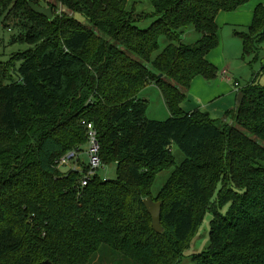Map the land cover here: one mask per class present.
<instances>
[{
	"label": "trees",
	"instance_id": "16d2710c",
	"mask_svg": "<svg viewBox=\"0 0 264 264\" xmlns=\"http://www.w3.org/2000/svg\"><path fill=\"white\" fill-rule=\"evenodd\" d=\"M40 1L15 5L34 21L21 37L35 48L0 86V264H182L208 212L210 245L192 264H264V66L226 113L232 121L182 110L194 79L218 76L207 59L220 45L217 16L251 0H150L146 30L136 10L145 0H51L68 13L45 24L30 7ZM190 29L200 39L186 45ZM247 29L235 34L258 61L264 5ZM161 37L170 44L153 59ZM148 84L162 94L166 121L146 118L148 102L137 96ZM89 126L117 179L96 174L82 187L84 159L66 172L58 162L86 151ZM173 146L186 156L180 165ZM165 164L174 170L159 193L157 234L144 200Z\"/></svg>",
	"mask_w": 264,
	"mask_h": 264
},
{
	"label": "rangeland",
	"instance_id": "374dc122",
	"mask_svg": "<svg viewBox=\"0 0 264 264\" xmlns=\"http://www.w3.org/2000/svg\"><path fill=\"white\" fill-rule=\"evenodd\" d=\"M252 1L254 2V0ZM5 2L10 3V5L5 7V13L0 18V86L4 85L9 78H12L13 71L20 64L17 62L18 56L25 50L35 48L23 38L26 32L34 28L35 24L32 18L27 14V11L22 8H15V5L21 3L22 0H6ZM133 3V1L129 3L128 10H131L134 7ZM1 6L2 5L0 4V7ZM40 6L46 9H52L53 18H56L57 20L60 19L59 17L62 18L63 14L68 13L62 5H56L51 0L40 1ZM136 10L138 14L145 15V19L142 22L137 23V26L140 30L148 29L155 21L153 16L155 11L151 1L145 0L139 3L136 5ZM78 18L83 21L81 17ZM46 22H48V20L43 18V23L45 24ZM247 30V27L223 26V28L220 29V45L214 50L216 52L215 54L218 65H220V68H218V74L221 73L223 68L227 67V69H229L228 76L234 79L232 82L239 81L243 87H246L253 79H255L264 66V43L258 61H255L254 56L252 55H244L242 38L235 33L247 32ZM182 39L183 43L186 45H192L199 41L200 36L193 29H190L185 31ZM169 44L170 42L165 37H161L160 49L153 55V59L168 47ZM90 47L92 48L90 52L91 54L96 50V44H91ZM150 68L151 71L154 70L152 66ZM257 83L264 87V75L259 76ZM137 98L148 102V108L146 111L147 119L166 121L170 117L162 94L154 84L146 85L143 90L138 93ZM3 103L2 96H0V114L3 109ZM69 104H67L65 111L69 108ZM59 110H62L61 106ZM0 129H2L1 122ZM88 147L89 146L87 145L85 150H87ZM85 152L81 154V159H87ZM173 155L176 165L182 164L186 159L184 153L177 146H173ZM116 165L117 164L114 162L106 163L96 174H98L103 180H116ZM163 167L168 169H165L156 176L149 196L155 202H161L159 199V193L174 170V167H170L168 164L163 165ZM62 169L63 172L69 170L68 167H62ZM227 208L228 207L223 210V213L226 212ZM212 218L213 217L209 212L204 216L197 232L192 235L190 249L185 253L182 264H192L193 256L202 254L208 249L210 245V222Z\"/></svg>",
	"mask_w": 264,
	"mask_h": 264
},
{
	"label": "crops",
	"instance_id": "0c3cea01",
	"mask_svg": "<svg viewBox=\"0 0 264 264\" xmlns=\"http://www.w3.org/2000/svg\"><path fill=\"white\" fill-rule=\"evenodd\" d=\"M260 4L264 5V0H254V2L251 0L247 5L239 8L235 12H221L217 16L216 22L220 29L223 26L248 28L252 24L254 10ZM215 53V51H212L207 56V59L217 68H220ZM224 70L229 69L227 67L223 68L217 78L212 81H208L202 77L194 79L188 90L187 98L182 104V110L185 113L200 110L209 113L212 118L217 120H223L225 122L231 120V117L226 118V113L230 110L237 109L238 95L240 93V90L235 88L234 83L238 82L240 89L243 86L239 81H234L233 83L227 78H224L222 75ZM232 80L234 79L232 78ZM168 114L170 115L169 111Z\"/></svg>",
	"mask_w": 264,
	"mask_h": 264
},
{
	"label": "built area",
	"instance_id": "2783aa9c",
	"mask_svg": "<svg viewBox=\"0 0 264 264\" xmlns=\"http://www.w3.org/2000/svg\"><path fill=\"white\" fill-rule=\"evenodd\" d=\"M224 78H227L229 81H232V78L228 76V70H224L223 74ZM236 89L240 90V84L238 82L234 83ZM89 128V141H88V149L86 150L87 161H82L88 167V172L82 180V187L88 185L89 181L96 175V173L103 168V162L100 156V145L97 139V132L92 128ZM81 154L77 152H71L63 157L58 162V167H68L69 169H77L80 170V166L78 164L80 160Z\"/></svg>",
	"mask_w": 264,
	"mask_h": 264
},
{
	"label": "water",
	"instance_id": "95a60500",
	"mask_svg": "<svg viewBox=\"0 0 264 264\" xmlns=\"http://www.w3.org/2000/svg\"><path fill=\"white\" fill-rule=\"evenodd\" d=\"M32 11L40 16L47 18L48 20L53 19L52 9H46L35 4H30ZM244 99V94L242 92L238 95V107L241 105ZM144 206L148 214L152 218V227L157 234L163 233L164 229L162 226V202H155L152 198L148 197L144 200Z\"/></svg>",
	"mask_w": 264,
	"mask_h": 264
}]
</instances>
